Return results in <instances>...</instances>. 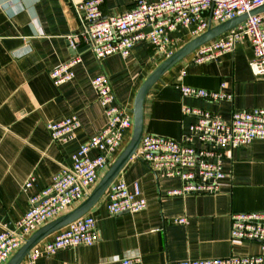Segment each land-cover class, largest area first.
Instances as JSON below:
<instances>
[{
	"label": "crops",
	"instance_id": "crops-1",
	"mask_svg": "<svg viewBox=\"0 0 264 264\" xmlns=\"http://www.w3.org/2000/svg\"><path fill=\"white\" fill-rule=\"evenodd\" d=\"M81 1L0 0V230L13 227L30 208V196L48 187L55 173L72 164L81 144L105 126L107 115L92 78L106 73L117 100L133 109L138 89L165 59L147 42L137 44L129 57L113 54L102 59L86 44L74 47L69 37L80 24L73 2ZM133 6L134 0H104L102 12L113 15ZM172 35L184 38L180 46L192 39L181 28ZM192 55L169 69L149 91L144 133L184 140L196 121L185 106L225 120L237 110L264 107V73L255 74L251 68L254 51L248 40L214 60L197 63ZM74 56L81 59L73 68L74 77L56 85L51 71ZM223 82L232 100L209 101L180 91L181 84L217 90ZM72 115L81 124L73 136L67 141L53 139L48 122ZM128 136L129 131L125 144ZM194 143L201 145L197 137ZM221 160L226 177L217 191L182 196L168 194L182 186L179 177H161L142 159L131 158L119 176L130 185L140 183L147 208L112 215L102 198L89 212L100 235L96 243L42 256L35 264H121L124 257L136 255L143 264L264 256V242L230 238L232 213L264 211V140L226 147ZM31 176L33 186L25 192L22 187ZM184 217L186 223L174 221ZM21 264H28V257Z\"/></svg>",
	"mask_w": 264,
	"mask_h": 264
},
{
	"label": "built area",
	"instance_id": "built-area-1",
	"mask_svg": "<svg viewBox=\"0 0 264 264\" xmlns=\"http://www.w3.org/2000/svg\"><path fill=\"white\" fill-rule=\"evenodd\" d=\"M104 0L73 2L79 20V31L69 40L86 44L98 59L113 54L129 57L134 47L147 42L162 58L172 55L184 38L172 35L179 28L194 38L205 32L209 20L213 25L225 22L264 4V0H134V6L124 12L104 15ZM248 40L254 57L250 65L255 74L264 73V12L249 17L239 26L202 45L192 54L193 62L214 60L219 54L232 51ZM81 61L72 57L51 71L56 85L71 80L74 66ZM92 85L103 105L107 122L73 154L71 165H64L52 177L48 187L30 196V208L13 227L0 230V264H6L26 239L50 221L80 204L97 185L103 172L119 153L126 133L132 134V109L121 104L114 93L109 76L102 72L92 78ZM221 88L211 90L181 84L182 95L209 101L232 100L233 94ZM195 115L184 140L144 133L134 157H138L161 177H179L182 186L168 191L169 195L209 193L218 190L226 177L222 165L224 148L244 145L255 139L264 140V107L237 110L225 120L200 108L184 107ZM77 115L51 120L47 128L55 140L67 141L80 127ZM197 137L200 146L194 143ZM123 149V147L121 148ZM91 151L96 154L91 156ZM35 180L31 176L23 185L27 192ZM110 214L137 213L147 208L148 202L139 182L132 185L118 176L103 196ZM186 223L187 218L174 219ZM100 238L96 218L87 213L57 231L54 237L35 246L28 264H35L42 256L79 245H93ZM231 241L258 240L264 242V211L234 212L231 214ZM121 264H143L139 255L121 259ZM168 264H264L263 255H247L212 259H183Z\"/></svg>",
	"mask_w": 264,
	"mask_h": 264
},
{
	"label": "water",
	"instance_id": "water-1",
	"mask_svg": "<svg viewBox=\"0 0 264 264\" xmlns=\"http://www.w3.org/2000/svg\"><path fill=\"white\" fill-rule=\"evenodd\" d=\"M263 12L264 4L251 10L249 13H244L219 24L213 25L212 20L210 19L209 26L205 32L190 39L185 44L180 46L172 55L165 58L148 75V77L138 89L132 109L134 124L131 137L113 163L102 175L97 185L80 204L75 206L67 213L45 224L32 235H30L20 247V249L14 253V255L6 264H21L27 257H29L32 249L40 244V242H42L45 238L66 227L76 219L89 213L90 210L100 202V200L108 191L112 182L120 175L130 159L135 156L144 134V107L146 97L154 84L158 82L169 69L174 67L183 59L187 58L202 45L216 39L227 31L242 24L249 17V15H255Z\"/></svg>",
	"mask_w": 264,
	"mask_h": 264
},
{
	"label": "rangeland",
	"instance_id": "rangeland-1",
	"mask_svg": "<svg viewBox=\"0 0 264 264\" xmlns=\"http://www.w3.org/2000/svg\"><path fill=\"white\" fill-rule=\"evenodd\" d=\"M128 137H129V139H130V137H131V136H128ZM129 139H128V141H129ZM128 141H127V143H128ZM124 145H126V144L124 143V140H123V142H122V145H121V147H120L119 151H121V150H122L121 148H122Z\"/></svg>",
	"mask_w": 264,
	"mask_h": 264
}]
</instances>
